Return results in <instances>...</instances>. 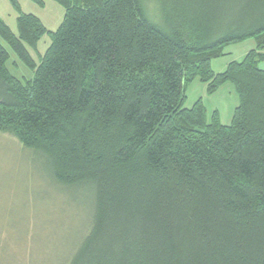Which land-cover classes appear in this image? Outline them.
Here are the masks:
<instances>
[{
	"label": "trees",
	"instance_id": "trees-1",
	"mask_svg": "<svg viewBox=\"0 0 264 264\" xmlns=\"http://www.w3.org/2000/svg\"><path fill=\"white\" fill-rule=\"evenodd\" d=\"M54 1V31L16 0V33L0 18L33 74L14 76L0 41V132L44 155L57 185L90 192L69 264H264V0H159V24L147 0ZM248 38L242 60L213 71ZM194 79L208 93L233 84L229 124L200 98L183 107Z\"/></svg>",
	"mask_w": 264,
	"mask_h": 264
},
{
	"label": "rangeland",
	"instance_id": "rangeland-1",
	"mask_svg": "<svg viewBox=\"0 0 264 264\" xmlns=\"http://www.w3.org/2000/svg\"><path fill=\"white\" fill-rule=\"evenodd\" d=\"M20 10L38 17L49 31L57 29L64 9L54 0H43L40 6L33 0H16ZM145 9L155 23L163 19L159 0H147ZM17 11L10 0H0V18L16 33ZM1 41V40H0ZM44 35L37 45V54L29 49L35 61L50 44ZM7 63L9 71L19 79L32 78V72L13 54ZM256 45L254 38L230 43L224 55L212 59L215 72H222L231 61H240ZM264 67V59L258 67ZM264 70V69H263ZM201 99L207 120L217 112L220 122L229 124L238 97L233 84L226 82L215 92L194 79L185 85L184 108ZM92 198L84 188L57 185L44 155L24 147L11 133L0 132V264H69L80 241L90 231Z\"/></svg>",
	"mask_w": 264,
	"mask_h": 264
},
{
	"label": "crops",
	"instance_id": "crops-1",
	"mask_svg": "<svg viewBox=\"0 0 264 264\" xmlns=\"http://www.w3.org/2000/svg\"><path fill=\"white\" fill-rule=\"evenodd\" d=\"M261 69H264V67L262 66ZM221 123H222V122H221ZM223 124H224V122H223Z\"/></svg>",
	"mask_w": 264,
	"mask_h": 264
}]
</instances>
